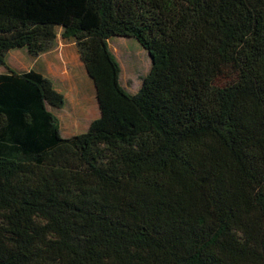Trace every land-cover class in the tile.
I'll use <instances>...</instances> for the list:
<instances>
[{"label":"trees","instance_id":"16d2710c","mask_svg":"<svg viewBox=\"0 0 264 264\" xmlns=\"http://www.w3.org/2000/svg\"><path fill=\"white\" fill-rule=\"evenodd\" d=\"M58 27L100 115L61 134ZM151 68L122 84L109 41ZM0 264H264V0H0Z\"/></svg>","mask_w":264,"mask_h":264},{"label":"rangeland","instance_id":"374dc122","mask_svg":"<svg viewBox=\"0 0 264 264\" xmlns=\"http://www.w3.org/2000/svg\"><path fill=\"white\" fill-rule=\"evenodd\" d=\"M57 31L55 46L45 55L33 57L24 49H15L10 52L7 63L18 71L34 69L42 72L52 81L55 80L56 86L67 94L66 106L54 111L60 118L61 134L68 136L85 130L88 121L99 115V109L96 89L88 78L76 45L72 40L62 37L61 27H58ZM109 45L121 64L123 86L131 93L137 92L151 68L149 53L134 38L115 36L110 39ZM41 65H46L53 78L41 70ZM3 71H6V68L0 65V72ZM65 72L73 75V79L65 77Z\"/></svg>","mask_w":264,"mask_h":264},{"label":"crops","instance_id":"0c3cea01","mask_svg":"<svg viewBox=\"0 0 264 264\" xmlns=\"http://www.w3.org/2000/svg\"><path fill=\"white\" fill-rule=\"evenodd\" d=\"M74 44H75V42H74ZM76 45V44H75ZM47 52H45V53H43L42 55H45ZM49 66L51 67V64L49 63ZM41 70L46 74V75H49L50 77H52L49 73H48V68H46V65H41ZM28 70H31V69H26V71H28ZM86 71H87V69H86ZM3 72H5V71H3ZM3 72H0V73H3ZM40 73H42V72H40ZM88 73V72H87ZM43 74V73H42ZM65 74H67L66 72H65ZM64 74V76L65 77H67L68 79H73V75H70V74H67V75H65ZM44 75V74H43ZM45 76V75H44ZM53 78V77H52ZM88 78H89V80H91L92 81V83H93V85H94V82H93V80L91 79V77L89 76V74H88ZM54 82V84H55V86H56V83H55V80L53 81ZM94 87H95V85H94ZM56 88L59 90V91H61L57 86H56ZM96 89V88H95ZM62 92V91H61ZM62 93H64L65 95H66V97H67V101H68V96H67V94L65 93V92H62ZM98 109H99V105H98ZM99 115H100V110H99ZM98 115V116H99ZM58 116V115H57ZM97 116V117H98ZM97 117H94V118H92V119H90L89 121H88V124L87 125H85V130H87L88 129V127L90 126V124H91V122L95 119V118H97ZM60 119V118H59ZM60 124H61V122H60ZM85 130H83V131H85ZM83 131H81V132H83ZM77 133H80V132H77ZM76 133V134H77ZM68 136H72V135H68Z\"/></svg>","mask_w":264,"mask_h":264}]
</instances>
